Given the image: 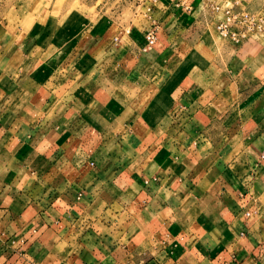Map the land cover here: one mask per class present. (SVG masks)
<instances>
[{"label": "crops", "instance_id": "1", "mask_svg": "<svg viewBox=\"0 0 264 264\" xmlns=\"http://www.w3.org/2000/svg\"><path fill=\"white\" fill-rule=\"evenodd\" d=\"M97 1L0 22V264H264V33L162 0L145 52Z\"/></svg>", "mask_w": 264, "mask_h": 264}, {"label": "rangeland", "instance_id": "2", "mask_svg": "<svg viewBox=\"0 0 264 264\" xmlns=\"http://www.w3.org/2000/svg\"><path fill=\"white\" fill-rule=\"evenodd\" d=\"M90 1L94 2L96 0H0V22L6 25L8 30L16 34L19 32V28L28 32L34 26L44 27L47 17L55 20L61 15L60 12L63 9L65 15L69 11L73 18L78 16L81 19V17H86V15L93 17L96 12H94L95 8H89L88 4ZM105 2L107 1L98 0L96 5H102L103 10L101 13L104 14L103 19H107L109 23L117 24V27H125V25H131L130 23H133L132 20L135 19L137 21L128 1V5L123 0L113 1L112 7H110L111 3L106 5ZM119 11L120 13H118ZM105 23L106 20H104L102 25ZM210 27L208 31H204L207 45H209L208 48L219 51L222 42L225 41L218 38L212 26Z\"/></svg>", "mask_w": 264, "mask_h": 264}, {"label": "built area", "instance_id": "3", "mask_svg": "<svg viewBox=\"0 0 264 264\" xmlns=\"http://www.w3.org/2000/svg\"><path fill=\"white\" fill-rule=\"evenodd\" d=\"M160 1L162 0L128 1L135 18L146 19L150 22V27L143 33L145 42L143 51L145 52L151 50L157 41L159 24L151 17V14L155 5ZM178 4H181L184 11H191L192 7L188 3L179 1ZM203 5L212 17L215 34L224 41L236 45L264 33V5L262 9L256 11L248 9L247 0H204ZM124 32L129 34L130 29L128 28Z\"/></svg>", "mask_w": 264, "mask_h": 264}]
</instances>
